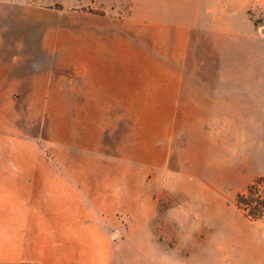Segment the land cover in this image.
Listing matches in <instances>:
<instances>
[{
    "label": "rangeland",
    "instance_id": "obj_1",
    "mask_svg": "<svg viewBox=\"0 0 264 264\" xmlns=\"http://www.w3.org/2000/svg\"><path fill=\"white\" fill-rule=\"evenodd\" d=\"M0 30L7 51L43 59L53 73L78 67L85 78L131 80L124 96L103 89L68 98L99 106L101 131L117 115L105 112L109 105L162 104L160 93L175 87L202 95L189 182L179 183L188 197L179 219L195 220L184 226L191 258L264 264V220L250 221L236 207L237 195L264 178V0H0ZM81 116L86 149L96 138L90 114ZM128 116L134 142L140 114Z\"/></svg>",
    "mask_w": 264,
    "mask_h": 264
},
{
    "label": "crops",
    "instance_id": "obj_2",
    "mask_svg": "<svg viewBox=\"0 0 264 264\" xmlns=\"http://www.w3.org/2000/svg\"><path fill=\"white\" fill-rule=\"evenodd\" d=\"M72 70L14 56L0 30V264H194L184 226L195 220L179 219L188 203L179 183L189 182L202 95L175 87L162 104L109 105L117 115L101 131L99 106L68 98L124 96L131 80ZM83 113L96 138L86 149Z\"/></svg>",
    "mask_w": 264,
    "mask_h": 264
},
{
    "label": "trees",
    "instance_id": "obj_3",
    "mask_svg": "<svg viewBox=\"0 0 264 264\" xmlns=\"http://www.w3.org/2000/svg\"><path fill=\"white\" fill-rule=\"evenodd\" d=\"M236 207L250 221L264 220V178L255 180L236 197Z\"/></svg>",
    "mask_w": 264,
    "mask_h": 264
}]
</instances>
